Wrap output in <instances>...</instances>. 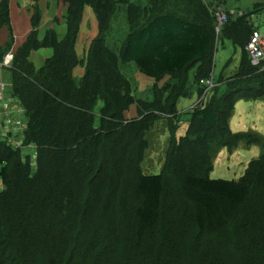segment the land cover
I'll return each mask as SVG.
<instances>
[{"label": "trees", "instance_id": "obj_1", "mask_svg": "<svg viewBox=\"0 0 264 264\" xmlns=\"http://www.w3.org/2000/svg\"><path fill=\"white\" fill-rule=\"evenodd\" d=\"M31 1L32 29L9 70L25 115L23 144L36 156L33 168L29 154L0 138V264H264V147L238 180L209 176L217 148L257 141L232 134L229 116L237 100L264 97V65H252L245 50L249 18L264 2L228 16L220 30L240 50L236 71L186 112L187 128L171 136L162 170L146 175L145 132L159 118L177 127L179 98L193 85L202 94L199 79L212 72L215 8L203 0H62L64 35L49 28L40 38L41 12ZM122 4L128 32L112 48L107 35ZM86 6L98 32L79 59ZM9 23L1 0L0 27ZM11 44L0 47V62ZM41 48L52 54L35 68L29 55ZM121 63L169 80L138 98Z\"/></svg>", "mask_w": 264, "mask_h": 264}, {"label": "rangeland", "instance_id": "obj_2", "mask_svg": "<svg viewBox=\"0 0 264 264\" xmlns=\"http://www.w3.org/2000/svg\"><path fill=\"white\" fill-rule=\"evenodd\" d=\"M140 6H145L148 0H129ZM210 8H221L227 12L230 17L239 16L245 12L253 9L254 3L264 2V0H203ZM83 15V13H82ZM82 19V18H81ZM86 16H84V19ZM255 26L258 27L261 33H264V10L257 13L252 18ZM88 22V20H87ZM81 23V21H80ZM89 22L86 23L88 28ZM80 27V24H79ZM222 27V26H221ZM215 31V51L213 52V73L214 76H221L226 78L236 71V67L240 58L239 48L234 47L232 42L226 38H223V32L221 29ZM79 31V30H78ZM128 32L127 20H126V5L122 4L117 7L115 15L113 16L107 35V42L110 47L117 48L124 39ZM86 42V41H85ZM85 46V44H84ZM83 46V49H84ZM89 48V46H88ZM88 50V49H87ZM120 69L125 77L128 78L133 86L134 93L140 98L150 99L154 87L163 85L169 80L166 75L160 81L155 82L148 90L144 89V84L139 79L138 71L134 64L121 63ZM2 77L4 80L8 76V70L2 69ZM221 79V78H216ZM139 82V83H138ZM172 82V81H171ZM160 84V85H159ZM220 86V84L218 85ZM197 87L193 85L192 91ZM212 89L207 93L206 98L211 95ZM196 92H193L189 97H181L177 102V109L180 115V122L177 127H171L170 122L166 118H159L154 121L152 126L145 132V139L148 142V146L144 152L142 161L139 168L143 174L152 175L158 174L163 168L166 150L171 136L176 138L183 135L188 124V115L186 112L190 111L195 106H198L201 102L200 94L196 96ZM100 105V102H99ZM2 110V109H1ZM23 119V117H21ZM3 119V114L0 116V121ZM2 124V123H1ZM229 129L232 134H253L256 136L257 141L251 144H246L243 141H239L235 146L231 148L223 146L217 148L215 155L212 159V169L209 173L212 179H226V180H238L243 174L247 163L250 159L257 158L263 152L264 147V97L258 99H239L234 105L233 110L229 116ZM23 156L29 154L32 161V167L34 168V159L36 152L33 145H24L21 148ZM171 186L174 183L171 182ZM0 183V190L2 189ZM172 197H168L167 200L171 201L173 197H176L175 191H171Z\"/></svg>", "mask_w": 264, "mask_h": 264}, {"label": "crops", "instance_id": "obj_3", "mask_svg": "<svg viewBox=\"0 0 264 264\" xmlns=\"http://www.w3.org/2000/svg\"><path fill=\"white\" fill-rule=\"evenodd\" d=\"M8 4H9L10 27L6 25L0 27V47L4 46L9 41H12L11 49L7 51L5 55L9 52L13 54L14 50L26 39V37L28 36L29 32L32 29L31 16L33 13V10L31 8V4H32L31 0H8ZM36 5L38 6L41 12V20L37 31L39 37L41 38L45 33V31L49 28L55 29L58 37H62L66 30L65 21L63 18L66 4L62 0H37ZM260 12H263V10ZM84 16H86L85 20H83ZM55 19H58V21H55ZM87 20L89 22L88 28L86 27V23H88ZM97 32H98L97 21L94 16V13L90 7L86 6L83 10L82 19H81L79 31L77 32V38L75 42V51L79 59H84L88 46L90 45L92 39L96 36ZM51 54H52V50L50 48H41L38 50H33L30 52L29 60L32 62L35 68H39L40 66H42L45 59L49 57ZM2 60L0 62V82H3L5 86L3 91L4 98L9 102V107L11 108L13 115L17 118L23 117V119L22 118L21 119L24 120L25 122L24 110L20 105L19 101L12 96L11 71L9 70V66L2 65ZM129 64H133V63H129ZM2 69H7L9 73L5 80L2 77V72H1ZM83 70L84 68L81 65H77L73 68L72 75L77 78L81 77L83 74ZM212 71H213V67H212ZM135 73H138L139 79H141V81L143 82L144 89L145 91L147 90L146 92L147 95L149 88L152 86V84L155 83L154 80L151 77H148L139 71H136ZM215 77L223 78L221 76L219 77L215 76ZM193 92H196V90L192 91L189 96H191ZM137 95L136 97H138ZM197 95L198 94L196 92V96ZM201 96L202 94H200V98ZM142 99H147V98H142ZM1 109L2 108L0 106V116L2 114ZM1 123L2 121H0V138L10 139L9 137H11V133L8 132L7 129ZM18 137L19 139L22 138L23 140V133L20 134Z\"/></svg>", "mask_w": 264, "mask_h": 264}, {"label": "built area", "instance_id": "obj_4", "mask_svg": "<svg viewBox=\"0 0 264 264\" xmlns=\"http://www.w3.org/2000/svg\"><path fill=\"white\" fill-rule=\"evenodd\" d=\"M216 26L215 30L227 22L228 13L223 11L221 8H215L213 10ZM252 17L249 18L250 22L253 25L252 33L245 44V50L248 55V58L252 65L254 66H263L264 65V33H261L257 26L254 25ZM13 54L11 52L7 53L3 60L2 65L10 66L12 61ZM203 88V93L201 96V101L203 102L206 99L207 93L216 85V80L213 71L210 72L207 76L199 79L198 83ZM4 83L0 82V106L2 108V124L11 133L10 139H7L8 142L13 147H19L20 149L23 144L22 138L19 139V135L23 133L25 127V122L21 118H17L13 115L11 108L9 107V102L4 98Z\"/></svg>", "mask_w": 264, "mask_h": 264}]
</instances>
